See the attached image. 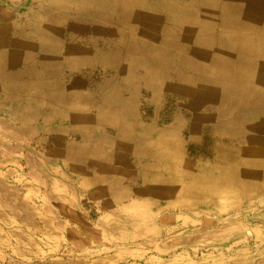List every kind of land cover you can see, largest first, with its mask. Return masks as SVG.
Here are the masks:
<instances>
[{
    "label": "rangeland",
    "instance_id": "rangeland-1",
    "mask_svg": "<svg viewBox=\"0 0 264 264\" xmlns=\"http://www.w3.org/2000/svg\"><path fill=\"white\" fill-rule=\"evenodd\" d=\"M172 1L204 4V0ZM220 2L224 8L245 5L244 0ZM55 4V0H0V264H173L172 259L183 255V248L172 245L176 231L199 223L207 229V257H221L215 241L220 240L218 235L229 234L222 229L247 221V201L241 197L194 202L176 192L174 207L168 208L166 195L157 191L154 195L160 199L147 192L104 196L89 181L87 173L95 164L87 159L63 172L51 166L61 144L78 150L97 144H166L198 158L200 145L209 143L212 126L192 125L194 113L214 107L206 101L189 103L197 84L193 91L179 85L182 77L197 78L196 69L177 64L176 55L147 56L143 52L152 41L124 40L119 28L111 39L94 37L89 45H81L88 46L83 51L91 54L126 47L120 61L113 62L117 65H69L53 73L51 93L40 97L45 89L37 86L39 76L48 66L31 31L39 32L45 22L58 17L69 19L71 11L64 13ZM211 4L207 0V6ZM243 14L238 17L246 18ZM247 58L258 63V57ZM229 61L224 57L220 64ZM203 67L202 76H214L210 66ZM8 79H14L15 86L3 88ZM109 83L112 88H107ZM203 91V96L214 95ZM60 98L64 104L56 103ZM109 98L123 102L112 104L120 120L111 124L94 120L107 111ZM134 183L141 185L140 180ZM193 204L201 205L199 210H192ZM189 211L192 214L185 213Z\"/></svg>",
    "mask_w": 264,
    "mask_h": 264
},
{
    "label": "crops",
    "instance_id": "crops-1",
    "mask_svg": "<svg viewBox=\"0 0 264 264\" xmlns=\"http://www.w3.org/2000/svg\"><path fill=\"white\" fill-rule=\"evenodd\" d=\"M55 1L56 9H63L64 13L71 11L69 19L58 17L45 22L46 26L39 32L31 31L32 38L39 42L38 52L43 56V63L48 66L39 76L37 86L46 90L43 89L40 97L46 98L47 92L51 93L53 73L69 65H117L113 62L120 61L118 58L126 54V47L91 54L83 51L88 46L81 45H89L94 37L111 39L114 29L119 28L124 40L152 41L143 52L147 56L176 55L177 64L196 69L197 78L180 77L179 85L193 91L197 84L198 90L189 97V103L199 105L206 101L214 107L194 113L192 125H198L199 129L203 125L212 126L209 143L200 145L198 158L191 157L185 149L166 144L162 147L97 144L82 150L61 144L51 166L63 172L64 167L74 168L87 159L95 164L87 173L89 181L104 196L147 192L160 199L154 195L157 191L166 195L168 208L174 207L172 198L176 192L194 202L223 196L241 197L247 201V221L222 229L229 234L218 235L220 240L215 241L221 257H207V229L199 223L176 231L172 245L183 248V255L179 263L180 257L172 259L173 264H264V0H244L243 6L228 5L227 8L220 0H212L210 7L207 0L197 6L172 0H162L163 4L156 0ZM224 12L226 16L222 17ZM239 13L246 14V18L238 17ZM206 15L208 19L201 18ZM250 56L258 57L256 65L250 63L247 58ZM224 57L230 61L220 64ZM204 65L211 67L214 76L200 74ZM8 80L5 81L10 84L5 83L3 88L15 86L14 79ZM110 85L107 88H112ZM202 90L214 95L203 96ZM45 98L42 100L47 101ZM62 100L56 103L64 104ZM105 102L107 111L94 120L110 124L120 120L112 104H122L121 99L109 98ZM63 116L59 112L57 117L63 120ZM133 132L137 135V129ZM177 151L182 155H177ZM144 157L150 160L143 162ZM137 180L141 185L134 183ZM180 183L182 187H176ZM193 206L192 210L195 207L199 210L201 205Z\"/></svg>",
    "mask_w": 264,
    "mask_h": 264
}]
</instances>
